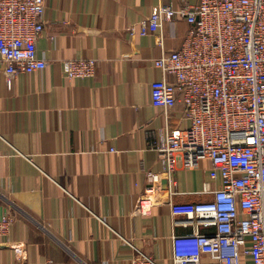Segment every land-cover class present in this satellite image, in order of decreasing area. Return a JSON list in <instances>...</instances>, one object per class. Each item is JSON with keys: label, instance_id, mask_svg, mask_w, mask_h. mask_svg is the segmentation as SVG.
<instances>
[{"label": "crops", "instance_id": "1", "mask_svg": "<svg viewBox=\"0 0 264 264\" xmlns=\"http://www.w3.org/2000/svg\"><path fill=\"white\" fill-rule=\"evenodd\" d=\"M197 2L45 0L37 54L48 65L20 73L8 87L0 61V217L15 216L0 264H128L136 249L173 264V235L193 226L174 216L170 203L210 200L205 189L219 182L209 176V159L193 168L179 161L167 175L152 147L166 127L190 125L180 119L181 105L164 109L151 98L152 83L164 77L154 59L178 49L190 24L166 21L161 47L138 23L161 3ZM66 58L95 59V76L68 79ZM149 173L158 197L141 213ZM198 264L217 263L203 255Z\"/></svg>", "mask_w": 264, "mask_h": 264}, {"label": "built area", "instance_id": "2", "mask_svg": "<svg viewBox=\"0 0 264 264\" xmlns=\"http://www.w3.org/2000/svg\"><path fill=\"white\" fill-rule=\"evenodd\" d=\"M45 7V0H0V61L8 87L20 73L48 65L37 54ZM175 17L190 30L178 49L154 59L164 77L152 83L151 98L164 109L181 105L180 119L190 125L166 127L152 147L169 176L179 161L193 168L209 159V176L219 186L205 189L210 200L170 203L172 214L193 226L190 233L173 235V264H198L203 255L217 264H264V0H198L177 8L161 3L138 23L139 33L155 34L162 47V27ZM96 64L92 58L61 62L68 79L93 78ZM148 176L137 206L141 213L158 197L154 174ZM14 219L9 212L0 217V246ZM210 226L214 232L200 229ZM128 264L158 263L136 249Z\"/></svg>", "mask_w": 264, "mask_h": 264}, {"label": "water", "instance_id": "3", "mask_svg": "<svg viewBox=\"0 0 264 264\" xmlns=\"http://www.w3.org/2000/svg\"><path fill=\"white\" fill-rule=\"evenodd\" d=\"M167 183H168V180L165 179V180L163 181V184L165 185V184H167Z\"/></svg>", "mask_w": 264, "mask_h": 264}]
</instances>
